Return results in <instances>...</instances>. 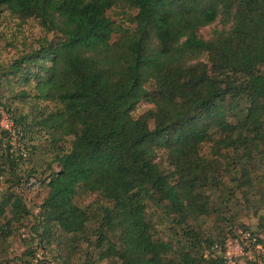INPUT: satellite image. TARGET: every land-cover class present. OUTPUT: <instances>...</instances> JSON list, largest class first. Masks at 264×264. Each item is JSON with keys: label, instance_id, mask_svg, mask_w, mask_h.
Segmentation results:
<instances>
[{"label": "trees", "instance_id": "trees-1", "mask_svg": "<svg viewBox=\"0 0 264 264\" xmlns=\"http://www.w3.org/2000/svg\"><path fill=\"white\" fill-rule=\"evenodd\" d=\"M4 13L44 36L0 66V111L25 151L0 130L2 264L30 216L19 183L42 192L34 236L51 264H222L213 246L237 212L264 247V0H0ZM42 155L43 171L18 175ZM23 242L21 264H38Z\"/></svg>", "mask_w": 264, "mask_h": 264}, {"label": "rangeland", "instance_id": "rangeland-1", "mask_svg": "<svg viewBox=\"0 0 264 264\" xmlns=\"http://www.w3.org/2000/svg\"><path fill=\"white\" fill-rule=\"evenodd\" d=\"M113 18L116 21H120L119 16H114ZM2 19L3 20L0 22V66H3L9 63L11 59L16 57L17 51L19 49V43H23V42L28 43V42H31L33 39H37L39 37L44 36V33L42 32V30L38 27V25L34 21L29 20L28 22H26L25 25L21 27H17L16 22L10 17H8L5 13L3 14ZM213 27L217 28V26L212 25L209 27H205L203 29H199L196 32V34L199 37L208 38V36L210 35V31ZM46 38L50 39L51 35L47 34ZM2 88L4 90V87ZM6 95L7 94L5 93L4 96ZM17 107L20 109V105H17ZM145 109H146L145 106L139 105L134 112V116L141 113ZM22 111L26 113L27 109L23 108ZM8 120L9 118H7L6 115L2 114L0 122H2L3 124ZM19 144L22 147V141H20ZM27 145L29 144L27 143ZM22 149L24 151L23 147ZM26 159L27 160H25L22 163V165L19 167V170L17 172L20 177H23L28 171H30L34 167L37 173H39L40 171H43L45 169V165L44 163L41 164V161L46 162L48 160L47 155L46 156L42 155L40 156V158L31 160V161H30V156L27 157ZM6 179H10V177L0 178V195L5 193L6 190H8L7 189L8 184L6 183ZM33 179L34 178H31L29 183L32 184L34 181ZM12 191H14V193L17 196L21 197L22 202L24 203V205L27 207L28 211L30 212V216L25 219V221L23 222L22 228L19 229L18 231H15L12 234V236L8 238V246H7L6 251L2 255V259H5V261H7V264H21V261L19 260V258L21 255L25 254L24 251L26 250V247L24 246L23 241L31 242L30 246L32 248L36 246L34 250H36L38 247L34 233L35 231L36 232L40 231V228L38 229V226L40 227L41 223L37 222V220L34 218V214L36 213L37 211L36 208L41 201L42 192L39 189H37V186L35 185L34 186L32 185L29 188H27L25 184H21V183H19V185L13 188ZM236 197H238L237 199H239L238 195ZM148 206L149 207L147 208V212L150 215H152L151 221L156 223L154 227L157 231V234L160 237H169L170 234L166 229L167 227L166 222L163 221L160 224H158L159 216L155 213L156 209L150 204ZM237 213H238L237 218L233 220V223H234L233 229L235 228V229H238V231H241L239 225H242L243 227L247 228V230L249 231H252V232L257 231L256 229L257 219L255 217H252L248 213L245 214L244 212H237ZM260 214L264 215V211H261ZM228 215L224 214V217L227 218ZM231 219L228 218V220L226 221L218 219L219 221H221L220 227H221V230L224 231V233L227 232L228 229L230 228ZM213 223H214V220L211 217H208L205 220V223L203 225V231L207 232V230L213 226ZM47 248L51 250L52 246L47 247ZM81 248H83V246ZM36 255L38 256V258H36V260L38 261V264L47 261L45 259H47L48 255L44 252V250L37 249ZM2 263L3 262H0V264ZM73 264H104V263H92L91 259L84 257L83 252H80L73 259Z\"/></svg>", "mask_w": 264, "mask_h": 264}, {"label": "built area", "instance_id": "built-area-1", "mask_svg": "<svg viewBox=\"0 0 264 264\" xmlns=\"http://www.w3.org/2000/svg\"><path fill=\"white\" fill-rule=\"evenodd\" d=\"M2 114L4 113L0 111V119ZM7 118L9 117L7 116ZM0 130L6 134L8 144L10 145V152L25 157V152L19 144V130L14 127L10 119L3 124L0 122ZM213 250L221 258L222 264H239L244 260L260 264L264 261V247L257 242L254 236L245 231H237L234 235H227L221 245L213 246ZM48 262L40 264H51Z\"/></svg>", "mask_w": 264, "mask_h": 264}]
</instances>
